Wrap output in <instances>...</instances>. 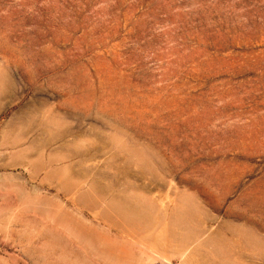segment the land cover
Listing matches in <instances>:
<instances>
[{"label":"rangeland","instance_id":"374dc122","mask_svg":"<svg viewBox=\"0 0 264 264\" xmlns=\"http://www.w3.org/2000/svg\"><path fill=\"white\" fill-rule=\"evenodd\" d=\"M0 264H264V0H0Z\"/></svg>","mask_w":264,"mask_h":264}]
</instances>
